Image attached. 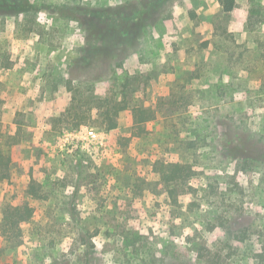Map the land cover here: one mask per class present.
Masks as SVG:
<instances>
[{"label": "rangeland", "instance_id": "1", "mask_svg": "<svg viewBox=\"0 0 264 264\" xmlns=\"http://www.w3.org/2000/svg\"><path fill=\"white\" fill-rule=\"evenodd\" d=\"M226 1L0 0V264H264V0Z\"/></svg>", "mask_w": 264, "mask_h": 264}, {"label": "trees", "instance_id": "2", "mask_svg": "<svg viewBox=\"0 0 264 264\" xmlns=\"http://www.w3.org/2000/svg\"><path fill=\"white\" fill-rule=\"evenodd\" d=\"M234 0H227L225 4V11L226 12H232L234 9ZM7 5L0 3V11H4L3 9H6ZM20 8H23L21 6ZM11 14V13H8ZM92 31H99L97 27L92 28ZM115 47V44H112L109 46L110 49L104 50L106 53L105 56H107V60L110 61V57H112L113 48ZM111 50V51H109ZM103 51V52H104ZM110 63H108L109 65ZM107 65V64H106ZM92 66H88L86 69H91ZM110 105V104H108ZM102 109V108H99ZM57 112H61V116L59 118H56L55 120L62 125V128L64 130H76L80 129L82 126H85V123L81 122V116L79 114H74V119L76 120L71 126L70 125H64L65 123L64 118L70 117L71 113H69L71 110L69 109L67 112L64 111L63 108H57L55 109ZM104 111L98 110V115L107 123L108 130H116L119 126L118 118L121 113L128 112V114H134L135 124L137 126H141L143 124H146L148 121H151L154 119L153 112L149 109H131L127 105L123 104H115L114 106H108L106 109H103ZM97 115V116H98ZM133 118V116H132ZM80 119V120H79ZM130 124L131 123V116H129ZM83 120V119H82ZM85 124V125H84ZM89 127V125H87ZM171 171L168 173L169 177H165L168 182L174 181L176 179L182 178V176L187 172V167L185 165L181 164H171L170 166ZM165 171H163V174L165 175ZM167 175V173H166ZM56 181L53 182L54 185H56ZM31 189L33 190L32 194H35L36 196H39L37 194V188L35 186H32ZM48 195H44L42 198L49 199L51 196L52 198H55L54 195H51V193H46ZM71 208H73V205H71ZM34 216V209L28 205V204H22V205H14L13 203H6L4 206V216L0 223V235L2 237L7 238L9 241L18 242L22 236H23V225L27 223H31V220ZM5 251L3 249L1 252V257L4 256L2 253Z\"/></svg>", "mask_w": 264, "mask_h": 264}]
</instances>
